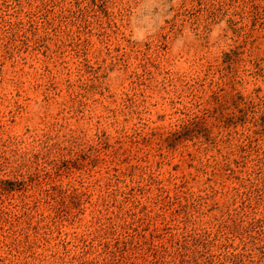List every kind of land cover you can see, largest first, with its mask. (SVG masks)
Wrapping results in <instances>:
<instances>
[{
  "label": "rangeland",
  "instance_id": "374dc122",
  "mask_svg": "<svg viewBox=\"0 0 264 264\" xmlns=\"http://www.w3.org/2000/svg\"><path fill=\"white\" fill-rule=\"evenodd\" d=\"M0 264H264V0H0Z\"/></svg>",
  "mask_w": 264,
  "mask_h": 264
}]
</instances>
